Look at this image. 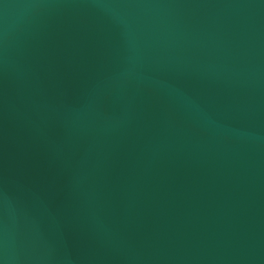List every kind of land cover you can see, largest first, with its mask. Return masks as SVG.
<instances>
[{"label": "water", "instance_id": "obj_1", "mask_svg": "<svg viewBox=\"0 0 264 264\" xmlns=\"http://www.w3.org/2000/svg\"><path fill=\"white\" fill-rule=\"evenodd\" d=\"M0 264H264V0H0Z\"/></svg>", "mask_w": 264, "mask_h": 264}]
</instances>
